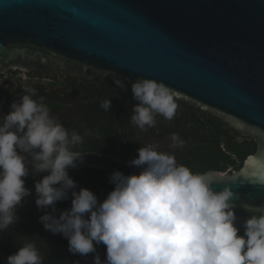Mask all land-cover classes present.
I'll list each match as a JSON object with an SVG mask.
<instances>
[{
    "label": "clouds",
    "instance_id": "obj_1",
    "mask_svg": "<svg viewBox=\"0 0 264 264\" xmlns=\"http://www.w3.org/2000/svg\"><path fill=\"white\" fill-rule=\"evenodd\" d=\"M113 75L127 91L126 78ZM131 92L138 103L129 122L140 131L156 127L158 115L175 118V93L165 83L137 79ZM24 93L0 124V232L17 224L18 208L32 195L26 178L46 174L35 182V204L44 212L40 222L67 239L73 255L94 254L92 264H264V205H245L252 214L238 223V194L229 186L214 188L231 178L228 173L194 172L173 152L148 143L128 162L139 171L110 174L113 190L100 201L88 188L77 190L69 174L85 162L80 146L92 133L68 129L43 97L34 98V89ZM101 107L110 111L111 99ZM169 141L172 149L186 143L177 133ZM251 182L264 185V172ZM70 197L71 207L57 215V204ZM37 239L25 240L6 264H44ZM98 245L106 246L105 260Z\"/></svg>",
    "mask_w": 264,
    "mask_h": 264
},
{
    "label": "water",
    "instance_id": "obj_2",
    "mask_svg": "<svg viewBox=\"0 0 264 264\" xmlns=\"http://www.w3.org/2000/svg\"><path fill=\"white\" fill-rule=\"evenodd\" d=\"M45 72L116 85L163 82L176 102L253 141L229 186L238 223L264 205V0H0V75ZM131 81V82H130ZM6 114L0 105V124ZM185 147L182 148L184 150ZM84 169L138 172L87 153ZM255 173L256 175H253Z\"/></svg>",
    "mask_w": 264,
    "mask_h": 264
},
{
    "label": "flooded vegetation",
    "instance_id": "obj_3",
    "mask_svg": "<svg viewBox=\"0 0 264 264\" xmlns=\"http://www.w3.org/2000/svg\"><path fill=\"white\" fill-rule=\"evenodd\" d=\"M31 88L37 93L34 97H43L45 103L50 108L52 114L56 116L68 129H76L81 134L85 130L92 134L85 137V143L81 145L84 153H96L120 158L125 162L137 158L138 149H123L124 155L119 156L111 153L110 150L97 152L100 147H115L113 136L109 133L117 132L127 142L139 143L142 147L148 143L159 145L160 151L173 152L180 160L181 149L170 147V129L176 126L180 113L188 108L180 106L173 120L168 121L162 116L156 117V127L148 129L146 132L130 124L132 107L138 102L132 97L130 88L127 91L121 90L118 86L98 81L73 80L71 78L50 75L45 72H7L0 75V105L5 114L10 111V105L17 101L21 95L25 94L24 89ZM111 98L112 107L106 111L101 107L100 98ZM190 110V109H188ZM115 135V134H114ZM182 139V138H181ZM183 140V139H182ZM115 143V144H114ZM186 148V146H184ZM185 150V149H184ZM123 157V158H122ZM70 176L80 188H88L103 201L108 193L113 190L110 183V173L84 169L76 172H69ZM43 175L30 176L26 178V187L32 190V195L26 198L22 207L18 208L19 221L11 225L6 231L0 232V264H6L8 256L15 254L19 246L29 239H37V244L45 257L44 264H92L94 254L81 256L73 255L68 250V240L61 235H54L46 231L40 222V216L44 212L40 211L35 204V182L42 179ZM71 207V197L67 201L57 204L58 213ZM241 234L242 231H241ZM97 251L102 260L106 259V246L98 245Z\"/></svg>",
    "mask_w": 264,
    "mask_h": 264
},
{
    "label": "trees",
    "instance_id": "obj_4",
    "mask_svg": "<svg viewBox=\"0 0 264 264\" xmlns=\"http://www.w3.org/2000/svg\"><path fill=\"white\" fill-rule=\"evenodd\" d=\"M104 83L109 84L108 82ZM105 99L108 98L104 97L99 100ZM188 109L178 115L177 127L169 130V133L179 134L180 138L186 142L185 150L179 153L180 160H177L179 163L187 165L194 172L231 173L239 171L245 159L256 153L257 148L253 141L240 140V136L237 133L228 129L220 122L198 111ZM107 136L109 138L113 136L114 140L118 141L115 147L108 145L100 147L95 151L105 152L110 150L115 155L123 156V149H139L142 147L138 145L139 143L127 142L126 138H123L115 131L114 133H109Z\"/></svg>",
    "mask_w": 264,
    "mask_h": 264
}]
</instances>
